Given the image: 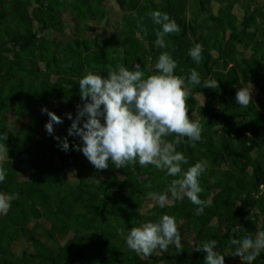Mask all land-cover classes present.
Instances as JSON below:
<instances>
[{"label":"trees","instance_id":"1","mask_svg":"<svg viewBox=\"0 0 264 264\" xmlns=\"http://www.w3.org/2000/svg\"><path fill=\"white\" fill-rule=\"evenodd\" d=\"M106 1L0 0V153L7 154L0 157V171L6 173L0 194L15 196L0 218V264H204L205 253L194 248L210 240L217 242L225 263L226 251L235 248L233 240L254 239L264 230V106L252 94L247 108L235 101L237 88L249 83L264 99V26L242 28L231 1L215 15L209 7L212 0H193L194 17L187 19V0H117L121 25L107 36H86L90 20L106 17ZM153 11L167 13L179 29L164 37L163 49L154 46L160 26L150 18ZM201 13L202 24L195 18ZM67 15L74 23L72 33L66 32ZM245 21L256 23L253 15ZM196 44L202 46L198 65L187 54ZM248 49L250 56L245 54ZM161 53L177 62L174 74L184 79L187 115L201 127V139L183 138L177 151L188 161L183 170L207 161L199 178L200 199L211 206L202 214L186 197L169 198L170 206L142 212L147 194L164 192L173 177L138 163L120 169L109 164L97 171L73 150L79 138L68 136L71 120L66 114L75 119L77 105L83 103L78 86L82 75L118 67L132 70L140 64L147 76L154 74ZM192 70L199 73L201 85L188 83ZM203 81H217L218 87H202ZM198 94L206 96L205 105L199 104ZM42 107L62 120L52 135L44 131L48 116ZM9 112L27 119L23 129L9 130ZM54 136L67 137V152ZM176 138L170 134L164 139ZM70 167L76 181L69 178ZM162 214L175 218L183 250L177 253L170 246L148 258L137 256L126 247L128 231ZM69 233L73 236L63 243ZM22 237L34 252L16 258L11 248ZM253 264H264V252Z\"/></svg>","mask_w":264,"mask_h":264},{"label":"clouds","instance_id":"2","mask_svg":"<svg viewBox=\"0 0 264 264\" xmlns=\"http://www.w3.org/2000/svg\"><path fill=\"white\" fill-rule=\"evenodd\" d=\"M150 18L160 30L155 33L154 46L163 49L164 37L179 31L174 20L167 13L153 11ZM202 46L196 44L188 50V56L195 64L202 59ZM177 62L167 53H161L154 65V74L145 75L140 64L128 67L108 69L106 74L88 71L78 81L80 100L73 119L71 113L66 116L71 120L68 136L78 137L81 143L73 144L97 170H106L111 164L114 168H124L129 163H138L141 167L152 165L173 177L162 193L149 192L147 195L160 209L172 200L186 197L197 206V214H202L210 202L200 199L202 188L199 178L206 171L207 161L200 160L189 166L185 156L177 151L183 138L189 142L201 139V127L187 115L185 98L187 95L184 79L174 74ZM190 85H201L202 81L196 70L187 76ZM202 87L216 89L217 81H203ZM235 101L240 108H247L251 100V87H239ZM48 116L44 125L47 134L52 135L54 125L62 120L47 108L41 109ZM175 134L169 142L165 137ZM62 151L67 152V137H53ZM6 173L0 171V183ZM15 196L0 194V214H6L10 201ZM235 251L231 257L242 264H253L260 253L264 252V230L258 231L255 238L245 236L233 240ZM126 247L141 258H148L159 249L167 252L174 247L179 253L182 248L180 233L175 218L162 214L155 221H147L138 227H131L125 237ZM217 242L210 240L195 246V251L205 253L204 264H224V256L216 250Z\"/></svg>","mask_w":264,"mask_h":264},{"label":"rangeland","instance_id":"3","mask_svg":"<svg viewBox=\"0 0 264 264\" xmlns=\"http://www.w3.org/2000/svg\"><path fill=\"white\" fill-rule=\"evenodd\" d=\"M232 2V11L233 13L237 16L239 25L249 31L254 30L255 28H261L264 26V0H226L225 2L221 3L218 2L217 0H212L210 2V9L211 12L215 15H218L220 12V9L222 6L228 2ZM192 2L193 0H187V5H186V17L187 19H191L194 17L193 14V7H192ZM245 5L250 6L249 8L245 7ZM105 7L107 10V15L103 19H94L90 20L88 23L90 25L89 31H86L85 35L88 37H100V36H107L110 32L114 31L118 26L121 25V19L123 15V11L120 8V5L118 4L117 0H107L105 3ZM253 15V17L256 19L255 24H248L244 25L245 18L247 16ZM204 14H199L195 16L196 21L199 23L204 22ZM66 21H67V28L66 32L67 33H72L75 29L74 23L69 15L66 16ZM54 34L60 35L59 32H55ZM239 50H243V48L240 46ZM252 51L250 49L245 51L246 56H250ZM43 65V64H42ZM248 88L251 87V94L256 98V100L261 99L262 104L264 106V99H263V94L260 92V90L256 87L255 84L249 83ZM197 99L199 104L205 105L206 104V96L204 94H198ZM8 114V128L9 130H20L23 129L25 126V123L27 119L23 116H16L13 113L9 112ZM45 131V127H44ZM46 132V131H45ZM0 157L5 159L7 158V154L5 152L0 153ZM68 175L69 178L73 181L77 180V173L74 168L70 167L68 168ZM23 177L27 178L28 173L23 170ZM103 177H100L102 179ZM171 200H169V206L171 205ZM155 202L151 200L150 198L146 201L142 212L147 213L148 211L155 209ZM5 214H0V218L3 217ZM45 229H50L51 225L48 221L45 219H40L39 220ZM36 221H32L30 223V226H32ZM44 228L39 229L40 234L42 235V238L44 240H48L49 238L45 236L44 233ZM73 236V233H69L64 239H62V242H66L68 239H70ZM256 236V235H255ZM255 238V237H254ZM14 257H23L25 253H33L34 252V246L33 244L28 241L27 237H22L18 239L15 243H13V246L11 248ZM235 251V248H229L226 251V262L224 264H239L238 260H235L234 258L231 257L232 252ZM83 264V263H81Z\"/></svg>","mask_w":264,"mask_h":264}]
</instances>
